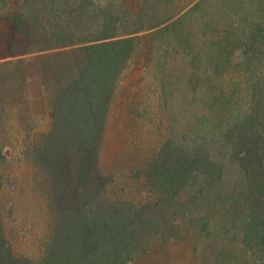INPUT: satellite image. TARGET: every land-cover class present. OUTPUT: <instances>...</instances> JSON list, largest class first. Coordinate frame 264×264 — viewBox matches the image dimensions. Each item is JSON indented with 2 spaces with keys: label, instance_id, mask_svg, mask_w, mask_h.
I'll list each match as a JSON object with an SVG mask.
<instances>
[{
  "label": "trees",
  "instance_id": "1",
  "mask_svg": "<svg viewBox=\"0 0 264 264\" xmlns=\"http://www.w3.org/2000/svg\"><path fill=\"white\" fill-rule=\"evenodd\" d=\"M25 2L39 29L17 16L30 38L8 49L38 54L50 121L23 155L44 177L50 219L39 253L17 250L7 140L0 264H264V0ZM116 109L129 134L112 142Z\"/></svg>",
  "mask_w": 264,
  "mask_h": 264
},
{
  "label": "rangeland",
  "instance_id": "2",
  "mask_svg": "<svg viewBox=\"0 0 264 264\" xmlns=\"http://www.w3.org/2000/svg\"><path fill=\"white\" fill-rule=\"evenodd\" d=\"M97 1L108 2L112 0ZM127 1H129V5H132V1L134 0ZM197 1L184 0L189 5ZM207 6L203 5L201 9H205ZM193 13L195 15L202 14L201 11H195ZM43 14L41 13L40 16L41 24L46 21ZM17 16L26 20L25 25L27 27H32L35 30L39 29L38 26L31 23L29 8L25 0H0V63L2 62L4 64L19 58L21 60L28 58L26 62H23L21 65L19 64V71H17L18 68L13 64L9 66L2 65L0 67V81L3 70L10 71L7 72L8 90L2 95V99L8 102L9 106L5 114H2L0 118L3 124L6 125L4 129L0 130V135L2 136L0 147L7 140L10 142L2 146L6 154L12 158L10 164L7 167L5 166L6 199L8 204L14 207L13 214L10 215L12 216L10 218L11 223L9 224L10 237L17 250L37 254L43 246L42 240L44 239L45 231L48 227V220L50 219V213L48 212L49 199L46 191L47 186L43 179L44 177L24 157L23 149L27 146L26 141L28 135L34 137L40 131H46L48 129L50 117L48 114L47 97L44 94L42 80L39 78L40 68H38L37 64H31V58L36 62L38 54L23 53L22 48H20L21 52L13 53L8 49L11 38H30L29 35L23 33L18 28ZM18 73L23 76L13 80V78L19 75ZM24 77L26 80L23 79ZM139 77H144L143 86L153 82V77L148 74L147 70L143 73L139 71L134 78L137 80ZM132 78L133 76L130 80ZM24 80L26 85L25 91L24 88L16 89L17 86L14 88L11 87L13 81L21 84ZM137 86L142 87L139 84ZM143 88L147 91L145 87ZM138 89L139 87L135 91ZM150 93L152 97H150L149 104L158 103L157 96L159 93L155 94L152 90H150ZM182 101H185L182 97L179 96L176 98L178 106L181 105ZM150 107L154 108L153 106ZM117 110L119 109L115 110V115L111 119L108 130V136L112 142L119 139L120 135L125 136L129 134L125 130L124 118ZM151 110L152 113L147 115V119L148 117L155 118V111L157 112L158 109ZM27 123L33 124V127L30 128L27 126ZM146 134H148L147 131ZM180 261L181 263L172 261L169 264H190L187 261Z\"/></svg>",
  "mask_w": 264,
  "mask_h": 264
}]
</instances>
